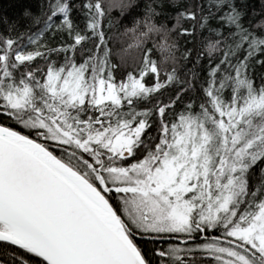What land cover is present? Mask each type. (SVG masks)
Returning <instances> with one entry per match:
<instances>
[{
  "label": "snow or ice",
  "instance_id": "obj_1",
  "mask_svg": "<svg viewBox=\"0 0 264 264\" xmlns=\"http://www.w3.org/2000/svg\"><path fill=\"white\" fill-rule=\"evenodd\" d=\"M0 7V264H264V0Z\"/></svg>",
  "mask_w": 264,
  "mask_h": 264
},
{
  "label": "trees",
  "instance_id": "obj_2",
  "mask_svg": "<svg viewBox=\"0 0 264 264\" xmlns=\"http://www.w3.org/2000/svg\"><path fill=\"white\" fill-rule=\"evenodd\" d=\"M0 7L7 10V14H13L14 9L10 8V0H0Z\"/></svg>",
  "mask_w": 264,
  "mask_h": 264
}]
</instances>
